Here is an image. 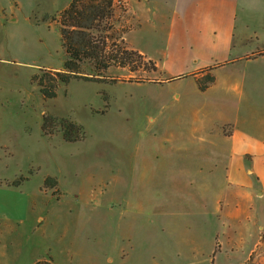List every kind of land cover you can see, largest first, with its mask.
I'll return each instance as SVG.
<instances>
[{
  "label": "crops",
  "instance_id": "0c3cea01",
  "mask_svg": "<svg viewBox=\"0 0 264 264\" xmlns=\"http://www.w3.org/2000/svg\"><path fill=\"white\" fill-rule=\"evenodd\" d=\"M69 2L0 0V29L7 41V56L0 57V82L12 77L8 73L24 70L39 91L31 77L40 69L81 76L70 82L90 79L94 66L115 65L101 53L96 59H84L66 51L60 19ZM133 20L131 39L127 33ZM109 36L123 39L155 65L140 81L131 74L116 78L154 83L166 91L172 102L168 115H176L170 122L182 129L176 140H140L132 168L131 157L120 156L122 172L132 170L136 188L132 201L125 203L128 211L135 219L147 214L155 222L160 212L161 221L167 223H172L169 214L188 219L191 214L201 220L199 224L185 220L191 238L205 237L195 226H213L212 264H263L264 0H109L103 44ZM143 46L158 52L154 55ZM206 73L215 81L202 90L197 79ZM69 82L59 83L57 91ZM40 96L45 101L54 98ZM158 121L151 118V123ZM41 129L50 135L42 125ZM12 132L1 125L0 140H10ZM57 133L66 140L62 131ZM22 178L18 184L14 180L0 187L19 186L28 179ZM4 207L21 210L17 204ZM232 256L239 260H220Z\"/></svg>",
  "mask_w": 264,
  "mask_h": 264
},
{
  "label": "rangeland",
  "instance_id": "374dc122",
  "mask_svg": "<svg viewBox=\"0 0 264 264\" xmlns=\"http://www.w3.org/2000/svg\"><path fill=\"white\" fill-rule=\"evenodd\" d=\"M133 24L125 32L131 39ZM3 32L0 57L7 56ZM106 42L102 56L110 50ZM89 71L90 79H73L46 101L24 70L0 82V126L13 130L10 140H0V183L28 178L16 187H0V205L21 206L18 212L0 207V264H33L43 258L55 264H212V225L195 226L205 237L191 238L185 220L199 224V218L169 214L172 224L162 222L159 212L157 222L147 214L135 219L125 204L136 188L132 170L123 174L120 156H130L132 168L140 140L166 142L180 136L181 127L171 123L176 115H168L169 95L154 83L118 80L122 74L142 78L151 70L129 72L103 63ZM44 115L74 120L84 138L64 140L57 133L62 131L58 121L45 135ZM153 117L161 121L151 123Z\"/></svg>",
  "mask_w": 264,
  "mask_h": 264
},
{
  "label": "trees",
  "instance_id": "16d2710c",
  "mask_svg": "<svg viewBox=\"0 0 264 264\" xmlns=\"http://www.w3.org/2000/svg\"><path fill=\"white\" fill-rule=\"evenodd\" d=\"M109 0H70L61 14L62 44L66 51L75 57L96 59L101 50L105 49L102 42L103 22L107 13ZM110 49L104 57L120 67H127L131 72L140 68L143 70L155 69L151 60H146L141 53L125 45L123 39L108 37ZM43 73H39V72ZM32 75L31 80L39 86L43 98H52L56 95L59 83H67L70 79L80 77L74 73L61 70H44ZM143 78H136L140 81ZM215 77L206 73L197 79L200 89L204 90L214 83ZM51 115L43 116L42 128L49 133V125L53 121L61 123L63 136L66 140L81 139L80 126L69 119L56 120ZM23 178L15 180L18 184ZM264 241V233L261 235ZM250 261V260H249ZM33 264H55L51 258L36 260ZM264 264V263H263Z\"/></svg>",
  "mask_w": 264,
  "mask_h": 264
}]
</instances>
